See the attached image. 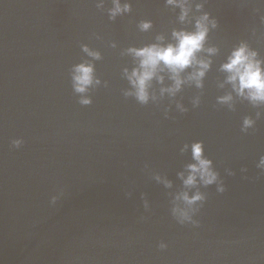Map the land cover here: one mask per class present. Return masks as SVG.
<instances>
[{
	"label": "water",
	"instance_id": "obj_1",
	"mask_svg": "<svg viewBox=\"0 0 264 264\" xmlns=\"http://www.w3.org/2000/svg\"><path fill=\"white\" fill-rule=\"evenodd\" d=\"M131 3L111 20V0L104 8L95 0H0V264H264V118L241 130L264 106L234 92L235 110L217 103L232 91L221 64L241 40L264 58V0H206L204 10L219 20L208 43L219 52L204 88L186 83L175 97L161 96L173 83L164 72L150 89L157 100L146 105L123 95L131 88L123 69L136 65L126 49L159 34L170 42L172 29L185 25L165 0ZM144 19L153 21L148 32L138 28ZM85 60L101 84L78 94L72 67ZM81 96L92 103L80 104ZM200 140L220 180L186 187L179 173L187 176L191 144ZM197 190L206 195L200 224L181 225L171 202Z\"/></svg>",
	"mask_w": 264,
	"mask_h": 264
},
{
	"label": "clouds",
	"instance_id": "obj_2",
	"mask_svg": "<svg viewBox=\"0 0 264 264\" xmlns=\"http://www.w3.org/2000/svg\"><path fill=\"white\" fill-rule=\"evenodd\" d=\"M98 8H104L106 0H95ZM167 6L173 10L179 9L178 22L185 27L173 28L171 31V41L164 43L166 37L163 34L156 36L155 42L144 44L143 46H129L127 54L134 57L136 65L129 69H123L124 75L130 82L131 88L123 91L125 97H134L142 105L150 101H156L157 97L150 91L154 80L163 84L167 72L168 78L173 81L170 86L162 87L160 95L169 93L175 97L181 92L183 86L193 84L197 89L204 88V78L212 66V56L219 52V47L209 44V34L219 27V20L211 12L205 11L206 0H165ZM111 7L107 9L109 18L115 20L132 11L131 0H111ZM191 26V27H188ZM138 28L142 32H148L153 28V21L150 19L141 20ZM111 46L115 48L116 42ZM82 50L92 57L93 60L102 58L99 50L92 49L88 44L82 45ZM206 53L207 55H201ZM189 68L191 72L185 77L183 73ZM220 70L227 73L224 83L231 84L232 91L217 97V103L227 105L230 110H235L233 103V92L244 100H247L253 107L264 106V58H260L258 49L251 46L248 40H241L235 46L227 60L221 64ZM94 62L85 60L72 67V85L75 93H87L92 86H99L101 80L95 75ZM221 83L219 87H223ZM108 82L104 81V86ZM200 94L192 98V105L199 106L201 103ZM79 103L89 105L92 103L91 96H81ZM176 108L180 112L188 109L180 101H175ZM167 110L165 115H167ZM264 118V111H257L255 118L251 115L245 116L242 123V131L247 132L253 128L256 121ZM24 143L23 138H16L12 145L19 148ZM188 144L184 145L181 151H186ZM193 161L186 166L187 176L184 172L179 175L183 178L186 187L203 184L205 187L220 180V173L214 168L213 161L204 155V142L194 141L191 144ZM258 167L264 170V155L260 157ZM229 175H233L231 169L226 170ZM156 179L159 181L160 177ZM167 187H171V181L164 180ZM218 192L225 191V185L221 181ZM206 200L205 193L197 190L194 194L188 191L177 193L171 202V214L181 225L191 224L199 226L200 221L196 219V214L203 207ZM55 201L53 200V203ZM199 202V203H198ZM146 209L150 207L147 199L144 201ZM159 247L166 249L167 243L161 242Z\"/></svg>",
	"mask_w": 264,
	"mask_h": 264
}]
</instances>
